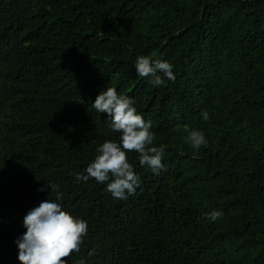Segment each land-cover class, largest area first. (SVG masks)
Instances as JSON below:
<instances>
[{"label": "trees", "instance_id": "1", "mask_svg": "<svg viewBox=\"0 0 264 264\" xmlns=\"http://www.w3.org/2000/svg\"><path fill=\"white\" fill-rule=\"evenodd\" d=\"M138 56L175 81L139 77ZM107 87L165 146L158 175L127 154V199L76 180L119 141L92 107ZM47 183L89 228L67 264H264V0H0V264H19L22 211L55 201Z\"/></svg>", "mask_w": 264, "mask_h": 264}, {"label": "clouds", "instance_id": "2", "mask_svg": "<svg viewBox=\"0 0 264 264\" xmlns=\"http://www.w3.org/2000/svg\"><path fill=\"white\" fill-rule=\"evenodd\" d=\"M134 67L139 77H150V83L154 86L164 85L165 78L168 81L176 79L173 65L165 60L138 56ZM134 105V99L118 94L114 87H107L97 95L92 107L98 113H105L111 130L121 135L118 142L106 140L96 148L98 155L85 169L86 174L76 175L77 182H87L90 178L101 184L107 182V191L113 198L127 199L140 187V177L128 162L129 152L138 153L139 164L146 165L153 174L158 175L164 170L162 159L165 146H153L155 135L151 130L152 124L138 114ZM201 116L204 120L209 119L206 110L201 112ZM185 142L194 150L208 146L204 133L198 130H191ZM46 187L51 192H57L55 201L45 199L28 212L22 211L26 231L16 241L19 264H67V258L80 251L89 231L85 220L63 209L59 202L63 199V193L58 191L59 185L47 183ZM30 193L32 197L34 191ZM222 215V212L216 210L206 214L212 221ZM98 218L105 223L104 209L96 210L95 220ZM79 264L85 262L81 260Z\"/></svg>", "mask_w": 264, "mask_h": 264}]
</instances>
